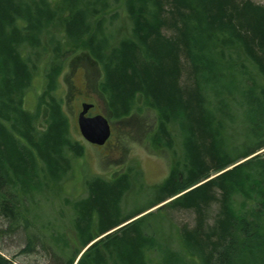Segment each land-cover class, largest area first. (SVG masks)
I'll return each instance as SVG.
<instances>
[{"label":"trees","instance_id":"obj_1","mask_svg":"<svg viewBox=\"0 0 264 264\" xmlns=\"http://www.w3.org/2000/svg\"><path fill=\"white\" fill-rule=\"evenodd\" d=\"M47 1L0 0V220L25 221L22 197L57 190L71 158L83 156L82 146L68 136L69 121L56 98L43 130L34 126L38 109L34 114L21 106L30 74L24 47L35 48L41 33L51 30L48 35L60 38L50 72L67 54L87 52L102 68V91L114 117L130 116L140 97L156 115L151 148L172 155L169 175L153 190L149 206L126 217L118 211L126 176L91 181L88 196L72 204L77 238L70 240L74 252L67 264L92 241L94 211L95 234L114 229L113 237L91 245L76 264H152L144 249L155 241L142 233L143 218L132 219L179 192L185 193L167 207L196 216L194 228L179 230L189 258L198 254L199 264H264V160L250 157L227 169L264 148V6L250 0H125L132 34L110 47L94 17L108 13L107 1L57 0L52 8ZM236 123L245 134L235 131ZM236 195L242 197L239 210ZM211 202L219 203L218 213L204 228ZM168 254L173 262L180 256L175 264H181L183 255ZM0 264L13 263L0 254Z\"/></svg>","mask_w":264,"mask_h":264},{"label":"rangeland","instance_id":"obj_2","mask_svg":"<svg viewBox=\"0 0 264 264\" xmlns=\"http://www.w3.org/2000/svg\"><path fill=\"white\" fill-rule=\"evenodd\" d=\"M48 1L51 2L52 0ZM105 1L109 6L108 13L94 17L96 23L100 22L103 38L112 47L121 38L131 36L132 28L123 7L125 0ZM251 1L264 6V0ZM96 13L94 11L93 15H96ZM50 32L51 30L48 31V34ZM48 34H46V31L41 33L35 48L24 47V58L28 61L29 69L33 70L34 77L32 93L26 96L24 108L34 114L38 109L37 130L45 128L47 110L44 108L45 106H39V102L40 96L47 89L43 84L44 75L49 72V69L51 70L53 58H55L52 48L54 42L60 38L57 34ZM50 39L52 40L50 41ZM42 45L43 48H41ZM79 52L81 51L69 53L63 58V70L60 75L65 72L64 70L70 59ZM55 85V95L53 96L63 107L65 87L60 76L56 77ZM131 114L130 117L124 119V123L115 126V135L120 131V128L125 132L129 127L139 131L134 135L130 134L131 136L121 138L120 148L110 151L105 159L102 151L84 141L73 119L68 120V136L72 142L77 141L82 146L83 156L76 159L71 158L69 169L57 182V190L49 192L43 188L41 191H34L22 197L24 202L22 211L26 218L25 221L20 219L10 224L7 221L0 220V254L3 257L12 261L13 264H66L67 259L72 257L74 252V246L70 243V240L76 241L75 238H77L75 236L76 227L74 226L76 215L72 204L84 200L88 196L89 184L95 179L110 183L121 176H126L121 180L123 191L121 199H119L118 211L120 216L132 215L133 212L149 206V203L156 196L153 190L160 186V183L169 174L172 155L171 151L166 148L158 151L151 150L148 142L149 137H146V135L156 126V115L153 110L142 106L140 97H138ZM236 125L238 123L234 124V129ZM238 126L235 131L240 133L241 130L239 131ZM176 142L177 146L179 143ZM254 143H249L246 146L249 148ZM176 149L174 154L177 159H180L182 157L181 150L178 146ZM250 157L264 160V148ZM241 202L242 197L236 195L233 205L238 209L241 207ZM218 204L217 202H211L206 212H204V228L207 225H213L218 213ZM161 205L163 204L158 205V207ZM155 209L146 210V212L132 220L143 218L140 229L145 228L144 233L147 234L148 232L150 236H155L157 240H162L159 237L165 235L168 249L172 253L183 255L182 262L184 264H192L193 261L194 264H199L198 254L193 255V252H189L194 257L193 259L189 258L187 250L184 246L181 247L177 239L180 229L195 227L196 216L193 211L166 209L157 213ZM92 214L94 215L92 225H99L98 215L95 214V211ZM114 217H116V214ZM97 227L92 229V234L98 233ZM112 234L106 235L104 242L113 237ZM228 240H230L229 235ZM27 245L29 251H25ZM150 247L148 248L147 245L144 251L152 264H158L160 259H165L167 264H175L176 259L180 258V256H177L173 262L169 254L163 255L156 247ZM194 254L196 253L194 252ZM72 264H75V262L73 261Z\"/></svg>","mask_w":264,"mask_h":264},{"label":"flooded vegetation","instance_id":"obj_3","mask_svg":"<svg viewBox=\"0 0 264 264\" xmlns=\"http://www.w3.org/2000/svg\"><path fill=\"white\" fill-rule=\"evenodd\" d=\"M61 80L65 87L63 99V112L68 120L72 118L78 129V118L83 111V106L90 108L85 113L86 117L102 115L109 124V137L101 147L104 159L110 151L120 148L121 138L134 135L138 131L129 127L125 132L120 128L115 135V126L124 123V120L116 119L110 109L106 95L102 91L103 72L99 64L86 57H80L67 64V70L63 73ZM67 109L65 111V109ZM132 115V114H131ZM130 115V116H131ZM79 131V130H78Z\"/></svg>","mask_w":264,"mask_h":264},{"label":"bare ground","instance_id":"obj_4","mask_svg":"<svg viewBox=\"0 0 264 264\" xmlns=\"http://www.w3.org/2000/svg\"><path fill=\"white\" fill-rule=\"evenodd\" d=\"M57 0H52L51 2H50V4H49V2L47 1V3L50 5V8H52L51 6L52 5H54L55 4V2H56ZM251 1V0H250ZM52 65V64H51ZM63 62L61 63V65L59 64V67H57L56 69H55V71H57V74L56 73H54V72H50V69H49V72H46V74L44 75V80H43V84H44V86H46L47 87V89L43 92V94L40 96V98H41V105H43V106H45L44 108L46 109V110H48V107H50L51 105H53V101H52V98H56L55 96H53V95H55V92H54V90L56 89V77L58 76H60V77H62L63 76V74H61L60 75V73L62 72V70H63ZM51 67V66H50ZM28 68L29 67H26V69L28 70ZM67 70V67L65 68V70L64 71H66ZM29 71H30V74H29V76H28V82H27V85H25L24 87H23V89H22V91H21V96H20V99H22V104H21V106L24 108V101H25V98H26V96H28L29 95V93L31 94L32 93V81H33V79H34V77H33V74H32V69H29ZM51 75V76H50ZM49 77H53V80H52V82L51 83H49ZM54 93V94H53ZM136 102H137V96L134 98V101H133V104H131V108H133L134 106H135V104H136ZM57 103H59V102H57ZM37 120H38V113H37V117H36V119L34 120V126H35V128H36V126H37ZM238 128H239V131L241 130L244 134H245V127L243 126V125H239L238 126ZM241 133V132H240ZM177 141L179 142L180 141V136L177 138ZM232 156V155H231ZM233 157V156H232ZM250 158V156L249 157H247V158H240V159H238L236 162H234L233 164H231V165H229L228 166V168L227 169H230V168H232V167H234V166H236V165H238V164H241V163H243V162H245L246 160H248ZM171 167H172V164H171V166H170V169H171ZM215 175H212V177H214ZM61 179V178H60ZM59 182V181H58ZM89 183V182H88ZM183 193H185V192H179V193H177V194H175V195H173L170 199H167L165 202H163L162 204H163V209L164 210H166V209H169V207H167V206H169V204H171V202L175 199V198H177V197H179V196H181V195H183ZM154 208H156L155 209V211H157L160 207H158V205L157 206H154V207H152V208H150V209H148V210H153ZM163 210V211H164ZM163 211H161V212H163ZM95 227V225H93V226H91L90 227V230H92L93 228ZM112 231H114V229L113 230H111V231H109V232H106V233H104V234H102V235H99V236H97L96 234H93V239H92V241H90V243L89 244H87V246H91V245H93V244H95V243H97L98 241H100L102 238H104L106 235H108V234H110ZM144 231H146L145 230V228L144 229H142V233H144ZM145 234V233H144ZM145 236L147 237V238H149V239H153L154 241H155V246L154 247H162V249H163V251H161V254H168L169 252H171L168 248V243H167V239H165V235L164 236H160L159 238H161L162 240H157V238H155V236H150L149 235V233L147 232V234H145ZM95 237H97V238H95ZM177 239H179V232H178V238ZM67 243V242H66ZM152 243V242H151ZM149 248V247H148ZM158 249V248H157ZM25 251H29V246L27 245V247L25 248ZM162 256V255H161ZM161 258V257H160ZM67 261H68V259H67ZM182 261V260H181ZM13 263V262H12ZM161 263V259H160V261L158 262V264H160ZM67 264V263H66ZM181 264H184L183 262H181Z\"/></svg>","mask_w":264,"mask_h":264},{"label":"water","instance_id":"obj_5","mask_svg":"<svg viewBox=\"0 0 264 264\" xmlns=\"http://www.w3.org/2000/svg\"><path fill=\"white\" fill-rule=\"evenodd\" d=\"M86 57L90 59L87 53H82L74 58ZM90 108L89 105L83 106V111L78 118V126L81 136L90 144L101 146L109 137L110 129L108 121L102 115L94 117H85V113ZM97 238V237H95Z\"/></svg>","mask_w":264,"mask_h":264}]
</instances>
